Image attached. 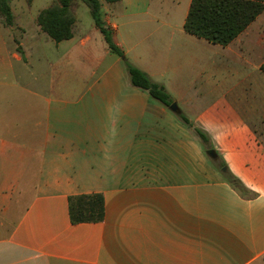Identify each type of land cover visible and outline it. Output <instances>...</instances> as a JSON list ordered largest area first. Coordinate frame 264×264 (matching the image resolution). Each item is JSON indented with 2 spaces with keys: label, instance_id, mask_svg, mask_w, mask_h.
<instances>
[{
  "label": "crops",
  "instance_id": "0c3cea01",
  "mask_svg": "<svg viewBox=\"0 0 264 264\" xmlns=\"http://www.w3.org/2000/svg\"><path fill=\"white\" fill-rule=\"evenodd\" d=\"M190 1H102L101 17L247 192L86 10L55 42L36 21L52 0H33L0 21V264H264V12L223 46L184 30ZM90 193L104 219L72 224L69 196Z\"/></svg>",
  "mask_w": 264,
  "mask_h": 264
},
{
  "label": "trees",
  "instance_id": "16d2710c",
  "mask_svg": "<svg viewBox=\"0 0 264 264\" xmlns=\"http://www.w3.org/2000/svg\"><path fill=\"white\" fill-rule=\"evenodd\" d=\"M10 1L0 0V16L3 17V21L7 25L13 24ZM74 1L54 0L50 6L42 9L37 15L36 21L41 30L55 42L72 36L75 16L71 11V5ZM81 1L89 8L94 23L101 32L109 50L121 57L129 82L133 86L147 91L153 99L166 107L175 102L162 83L154 81L146 72L129 61L124 51L114 42L112 31L104 25L101 17L102 1L113 3L118 0ZM262 12H264V0H191L183 27L191 35L224 46L232 42ZM260 69L264 73V63L261 64ZM176 115L194 131L205 150L213 148L210 137L204 129L192 122L179 108ZM223 166H226V163L220 159L219 168ZM222 173L235 189L242 193L247 192L240 179L230 172L227 166L226 171ZM68 213L72 224L102 221L105 214L103 195L90 193L69 196Z\"/></svg>",
  "mask_w": 264,
  "mask_h": 264
},
{
  "label": "rangeland",
  "instance_id": "374dc122",
  "mask_svg": "<svg viewBox=\"0 0 264 264\" xmlns=\"http://www.w3.org/2000/svg\"><path fill=\"white\" fill-rule=\"evenodd\" d=\"M54 2V0H52V2L49 4V6L52 4ZM34 6V8L35 7H37L38 6V3L37 2H34L33 3V0H11L10 1V6H11V8L13 9V10H15V12H16V17H18V18H16V19H21L22 17H21V15L22 16H28V15H25V13L22 11V10H24L23 8L24 7H29V8H32L31 6ZM84 9V11L86 10V12H84V17H83V23H84V25L85 26H88V23L90 22V20H91V15H90V12H89V8L86 6V4L84 3V2H82L81 0H75L74 2H73V4L71 5V11L73 12V14H74V16H75V12L76 11H78L81 7ZM48 7V6H47ZM81 8V9H82ZM42 10V9H41ZM40 10V11H41ZM39 11V12H40ZM116 14V13H115ZM114 15V14H113ZM37 18V17H36ZM14 16H13V22H14ZM111 22H113V23H116V24H119V23H121L122 24V27H120V29H123L125 26H126V24H125V22L126 21H128L127 20V18H122V17H118L117 16V14L116 15H114V16H112L111 17ZM0 21H2L3 23H4V21H3V17H1L0 16ZM187 116V115H186ZM189 118V117H188ZM190 119V118H189ZM191 120V119H190ZM192 121V120H191ZM193 122V121H192ZM213 162H214V164L219 168V166H220V159H215V160H213ZM221 169V168H220Z\"/></svg>",
  "mask_w": 264,
  "mask_h": 264
},
{
  "label": "water",
  "instance_id": "95a60500",
  "mask_svg": "<svg viewBox=\"0 0 264 264\" xmlns=\"http://www.w3.org/2000/svg\"><path fill=\"white\" fill-rule=\"evenodd\" d=\"M169 109L172 110L173 112H178V106L176 102H173L170 106ZM206 155L212 159L215 160L217 159V153L216 150L214 148H209L205 150ZM221 171L225 172L226 171V166L221 167Z\"/></svg>",
  "mask_w": 264,
  "mask_h": 264
}]
</instances>
